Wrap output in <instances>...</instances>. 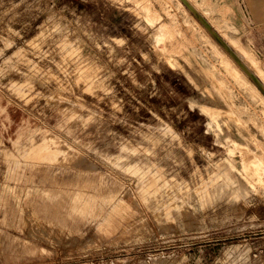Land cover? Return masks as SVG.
<instances>
[{"label":"rangeland","instance_id":"obj_1","mask_svg":"<svg viewBox=\"0 0 264 264\" xmlns=\"http://www.w3.org/2000/svg\"><path fill=\"white\" fill-rule=\"evenodd\" d=\"M169 7L174 28L160 25L153 50L185 72L169 59L196 46L175 39L182 30ZM107 8L103 0H0V102L18 109L8 134H20V153L49 136L61 150L55 163L21 157L15 171L27 177L9 180L3 152H19L0 141V264H264V172L257 182L249 165L257 158L227 141L242 148L249 136L264 138L263 105L187 20L205 45L186 61L200 76H188L198 91L184 100L153 75L164 62L131 44ZM229 41L264 82L254 58ZM254 145L249 155L260 153ZM87 180L95 190L86 193L114 194L133 213L108 232L64 210L34 214L29 201L42 203L51 183L62 185L67 206ZM109 210L103 205L101 220Z\"/></svg>","mask_w":264,"mask_h":264},{"label":"crops","instance_id":"obj_2","mask_svg":"<svg viewBox=\"0 0 264 264\" xmlns=\"http://www.w3.org/2000/svg\"><path fill=\"white\" fill-rule=\"evenodd\" d=\"M179 1L185 7V10L188 12L189 16L185 13V11H183V9L178 7L176 0H103V5H105L106 8L108 7L107 9L109 11L114 12L117 18L120 17L118 18L119 21L116 22L115 26L116 28L123 30L126 29L123 32V36H125L127 39L131 38V40H133L131 44H138L147 47L146 50L149 55V61L164 62L163 65H161V70H157V72H154L153 75H155L157 78H160V82L165 84V86H167L170 90L177 92L181 96H184V100L187 99L188 101L187 96L194 91H198V89H196V87L191 84L188 76L199 77L200 74L195 72L193 68L189 67L186 61L191 62L192 60H197L196 56L194 55L195 53H198L197 50L200 48V46L205 45V43L203 41L200 42V40L193 41L191 32L186 28L187 25L185 24V21L187 20L191 22L193 19H196L209 34L210 32L194 16L188 7L181 0ZM186 1L234 53L237 51L232 48L229 39H233L234 41L238 42L240 47L243 48L241 51L249 53L254 58L257 65L252 64V67L258 69L259 72H262L264 77V0ZM193 1H195L196 4ZM167 4L170 6L169 11L176 14V23L179 25L177 28H180V30L187 33V36H185L184 39H182V37L176 33L175 39L180 41L179 43H186L184 40L188 39L196 46L194 50L192 46L187 45L186 48L183 50L181 49L182 51H180L179 54L173 53L175 56L174 59H169L170 61L177 60L182 62L181 65L184 67L185 72L179 68H173L165 62L168 60L166 57L168 54H165L163 57H158L153 50V46L157 45L156 39L160 33V25L167 24L174 28L173 21L165 11V5ZM195 5H198L199 9ZM145 11L149 12V18H152L154 15H157V18L153 21L147 20L144 16ZM203 11L208 12L205 13ZM222 31L225 32V35ZM165 43L169 45L168 40H166ZM173 45L176 46V42H174ZM204 49L209 50V45L207 44ZM237 53L235 54L237 55ZM194 69L198 70L199 68L197 67ZM252 70L250 71L264 85V82L260 76L257 73H254V70ZM201 105L207 106L204 104ZM201 105L199 104V106ZM212 108L218 109L215 107ZM16 110L18 109L14 105L4 101L0 102V141H12L13 146L16 148V150H18L17 152H19L17 155L8 150L3 152L5 153L7 159L12 161L11 164L9 162L7 169V177L9 180L27 177L26 175H21L20 173L18 174L15 171V169L21 167V157L24 158L25 161L29 160L35 163H55L58 155L61 153L60 147L58 146L59 139L57 136L44 137L42 142L32 144L26 153H20V134L16 139L13 138V140L11 137L15 134L11 133V137L8 134V131L18 127L17 123H14L12 120V115L16 113ZM190 124L196 126L195 122ZM262 136L263 134H260L261 138H258L257 136L253 138L250 136L247 137V144L243 143L242 148H236V143L239 142L230 140L229 138H227V141L228 143L233 142L235 144L233 151H237L238 153L241 151L245 157L260 158L264 162V138H262ZM254 143H257V146H255ZM251 144L254 145L255 148H259L261 150L260 153L249 155V152L257 151L253 150ZM34 177L35 175L33 174L28 178L32 180ZM51 184L53 185L52 188L42 192V195L46 197L42 203H37L38 205H36L35 201H29L30 205H33L32 208L34 214L37 216H43L44 218L50 219L58 215H63L61 214V211L64 210L66 218L77 217L83 220L88 218L94 222L99 220L98 229L102 232H108V229L116 220L124 221L133 213V208L131 207L130 214L128 210L129 205L122 200L116 201V196L114 194L101 196L97 193V191H94L93 193H86L84 191L85 188H94L93 184H91V182L88 180L83 182L81 185L75 186L76 190L70 195V203L67 206H63L61 195L64 193V190L61 188L62 185L55 182ZM2 203L4 204L5 202L2 201ZM105 204L110 206V210L105 216H103V220H101L102 208Z\"/></svg>","mask_w":264,"mask_h":264},{"label":"bare ground","instance_id":"obj_3","mask_svg":"<svg viewBox=\"0 0 264 264\" xmlns=\"http://www.w3.org/2000/svg\"><path fill=\"white\" fill-rule=\"evenodd\" d=\"M176 1H177L178 7L183 9V11H185V13L188 14V12L185 10V7L182 5V3L179 0H176ZM193 2H195V1H193ZM195 4H196V2H195ZM195 6H197V8L199 9L198 5H195ZM203 12H205V11H203ZM206 12H208V11H206ZM188 16H189V14H188ZM190 17H191V15H190ZM191 19H193V18H191ZM191 23L196 27V29L199 31V33L202 35V37H204L211 44V46L213 47L214 51L220 56L222 62L228 67V69L227 68H223L224 72L227 75H229L232 79L237 81L240 85H243L246 88H248L252 92V94L258 99L260 104H262L263 107H264V94L257 88V86L249 78V76L240 68V66L235 62V60H233V58L219 45V43H217V41L200 25V23L196 19L195 20L193 19L191 21ZM213 26H215V25H213ZM168 32H170V31H168ZM179 32H180V29H179ZM181 34H182L183 39H184V37H185L184 31L183 32L181 31ZM185 42H187V44H190V41L188 39H186ZM235 53H237V52H235ZM237 55L243 61V63L247 66V68L252 70L251 67L246 63L244 58L238 53H237ZM221 86H223V84L220 85V87ZM208 113H209L210 116H212V112L211 111H208ZM229 113H230V111H229ZM231 114H233V113L231 112ZM257 159H254V160H252L250 162L248 161V162H249V165H250V170L252 172L256 173V176H257L256 181L259 182L260 179L258 178V175H260L261 172H264V170H262L260 168V166L262 164V161L259 160V159L257 160Z\"/></svg>","mask_w":264,"mask_h":264},{"label":"water","instance_id":"obj_4","mask_svg":"<svg viewBox=\"0 0 264 264\" xmlns=\"http://www.w3.org/2000/svg\"><path fill=\"white\" fill-rule=\"evenodd\" d=\"M188 9L194 14V16L205 26V28L210 32L213 38L222 46V48L235 60V62L240 66V68L249 76L252 82L257 86V88L264 94V85L260 80L243 64V62L237 57V55L225 44V42L216 35V33L211 29V27L197 14V12L187 3L186 0H181Z\"/></svg>","mask_w":264,"mask_h":264}]
</instances>
